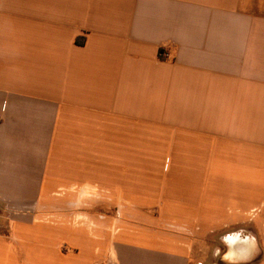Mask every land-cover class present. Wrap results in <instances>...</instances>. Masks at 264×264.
<instances>
[{"label":"crops","instance_id":"0c3cea01","mask_svg":"<svg viewBox=\"0 0 264 264\" xmlns=\"http://www.w3.org/2000/svg\"><path fill=\"white\" fill-rule=\"evenodd\" d=\"M262 252L264 0H0V264Z\"/></svg>","mask_w":264,"mask_h":264},{"label":"rangeland","instance_id":"374dc122","mask_svg":"<svg viewBox=\"0 0 264 264\" xmlns=\"http://www.w3.org/2000/svg\"><path fill=\"white\" fill-rule=\"evenodd\" d=\"M87 193L83 191L82 197L86 196ZM82 200V199H81ZM131 207L130 205H128ZM63 207V208H61ZM63 210L66 212H92L97 215H105V216H116L117 211L121 210V207L117 204H112V203H89L85 204L81 201H76L74 203H68L66 205H58V204H51L49 207H40L37 209V211H44V210ZM131 209V208H130ZM99 219V218H98ZM169 229V228H168ZM171 229V228H170ZM224 237H218V236H211L209 239H206L205 244L206 248L204 251L201 253L202 257L205 258L206 260L214 261L216 263H220L221 260L223 259L226 261L224 257H221V252H223L225 249L224 247ZM225 243V242H224ZM232 249V248H231ZM235 257L239 256V252L234 251L232 252ZM264 253L258 254L257 260L259 261L261 256ZM226 256V255H225ZM222 260V261H223ZM222 263V262H221Z\"/></svg>","mask_w":264,"mask_h":264},{"label":"trees","instance_id":"16d2710c","mask_svg":"<svg viewBox=\"0 0 264 264\" xmlns=\"http://www.w3.org/2000/svg\"><path fill=\"white\" fill-rule=\"evenodd\" d=\"M76 41H77V43H83V42H80L79 39H77Z\"/></svg>","mask_w":264,"mask_h":264}]
</instances>
